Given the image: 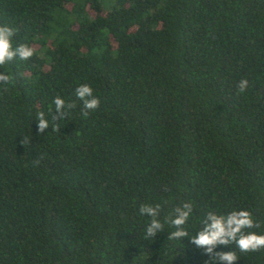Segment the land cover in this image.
I'll list each match as a JSON object with an SVG mask.
<instances>
[{"label": "trees", "instance_id": "1", "mask_svg": "<svg viewBox=\"0 0 264 264\" xmlns=\"http://www.w3.org/2000/svg\"><path fill=\"white\" fill-rule=\"evenodd\" d=\"M4 24L35 54L0 67V264H205L189 238L209 211L264 232V0H0ZM56 96L76 107L53 131ZM188 201V238L145 239L141 204L163 221Z\"/></svg>", "mask_w": 264, "mask_h": 264}, {"label": "clouds", "instance_id": "2", "mask_svg": "<svg viewBox=\"0 0 264 264\" xmlns=\"http://www.w3.org/2000/svg\"><path fill=\"white\" fill-rule=\"evenodd\" d=\"M18 29L4 24L0 25V67L14 61H26L33 57L35 50L27 43L14 45V37L17 36ZM13 80L9 73L0 71V85H7ZM248 80L241 79L237 84L239 93H244L248 88ZM76 98L82 102L81 114L87 117L90 112L95 111L100 106V99L93 95V89L88 84H81L75 90ZM52 103L54 110L52 112L51 124L53 131L57 130L59 124L54 123L57 120H63L69 116V109L76 107L73 102H67L60 96H56ZM38 135L45 133L50 127V122L46 118L44 111L37 113ZM59 130V128H58ZM32 139V138H31ZM31 139L23 137L21 143L26 141L30 144ZM39 163V161H37ZM167 191L166 188L162 189ZM164 203H167L166 201ZM163 205L157 203L141 204L139 212L150 218V222L145 228V239H154L158 233L165 230V223L173 226L176 230L168 233L167 239L188 238L189 233L185 229L186 223L193 214L194 206L192 202H183L175 206L169 215L161 220ZM261 228V222L258 221L252 211L247 209H235L227 213H217L209 211L201 220L200 230L196 235L189 238L190 243L203 250V254L209 257L205 264H233L239 260L237 252L255 253L264 249V232H258ZM231 246L230 251H216L217 247ZM235 246L233 250L232 246Z\"/></svg>", "mask_w": 264, "mask_h": 264}]
</instances>
